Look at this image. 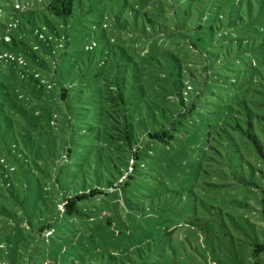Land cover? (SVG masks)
Masks as SVG:
<instances>
[{"label":"trees","instance_id":"obj_1","mask_svg":"<svg viewBox=\"0 0 264 264\" xmlns=\"http://www.w3.org/2000/svg\"><path fill=\"white\" fill-rule=\"evenodd\" d=\"M239 3L172 0L170 8L162 3L157 8L143 9L148 25L144 23L141 30L137 20L132 26V21L122 17L120 11L112 10V16L96 14L93 9L91 13L80 12L81 0H48L40 13L27 11L34 20L33 45L23 41L18 44L6 34L0 37L2 45L13 43L22 49L20 53L0 51V65H6L4 70L0 66V115L4 119L0 125V182L9 190L15 187V181L23 199H27L26 190H32L44 203L54 197L58 200V215L71 220L72 225L80 220L83 229L74 230L79 247L69 255L71 264H164L174 254L173 247L179 249L182 239L166 233L146 239L136 232L133 242L126 245V232L117 231L115 223L123 224L119 208L133 210L126 204L127 190L141 187L137 177L143 175L147 182L164 178L171 165L175 170L186 164L198 166V159L193 161L185 153H178L169 167L161 165L157 172L155 168L153 172H139L135 164L150 156L160 162L161 149L181 140L187 131H191L194 141L207 143L208 167L217 165L222 172V167L231 163L230 169L238 172L231 165L243 159L246 144L264 165V139L255 134L251 122L254 117L264 121V116L251 112L255 108L250 106L254 97L246 100L251 91L245 82L236 86L237 81H229L235 88L234 96L244 93L245 97L235 105L213 109L215 116L208 129L201 119L196 124L202 109L210 114L213 99L207 90L208 79L218 83L220 69L234 72L245 62L251 61L247 67L255 69L250 40L258 32L257 17L251 0L246 1L244 9ZM129 7L135 9L133 5ZM2 26L7 31L21 28L18 22ZM229 30L241 35L229 39L224 48L217 47ZM157 31L163 38L182 43L183 50H153L140 59L137 49L141 48L136 44L139 40L128 38V34L138 32L143 39ZM194 35L197 41L206 43L208 51L204 62L190 65L186 58L197 55L196 49L203 52ZM258 74L261 78L256 87L264 88V74L259 70ZM10 76L16 79L13 88L4 81ZM151 103L156 104L157 112L151 108L143 110L144 105ZM190 125L195 127L191 129ZM155 145H159L156 155ZM57 160L64 161L61 167ZM123 160L130 161L125 171L115 164ZM42 162L45 168L41 167ZM49 164H54L52 170ZM251 172L254 175L253 167ZM259 175L264 180V168L259 169ZM237 180L244 182L245 177L240 175ZM173 193L177 195L176 191ZM261 193L264 201V190ZM2 213L8 216L5 211ZM224 241L226 245V238ZM53 243V254L59 249L66 252L60 241ZM123 244L124 250H114V245L122 248ZM165 246L171 251L166 252ZM252 252V264H264V237ZM50 259H46L47 264H60L58 259Z\"/></svg>","mask_w":264,"mask_h":264},{"label":"rangeland","instance_id":"obj_2","mask_svg":"<svg viewBox=\"0 0 264 264\" xmlns=\"http://www.w3.org/2000/svg\"><path fill=\"white\" fill-rule=\"evenodd\" d=\"M47 1L0 0V37L2 38L6 34L15 38L18 44L23 41L33 45L35 43V37L32 33L34 20L28 12L37 11L40 13ZM239 1L240 8L244 9L247 0ZM251 1L258 26V32H255L256 35L250 40V49L255 52L256 59L252 61L255 69L247 67L251 61L245 62L234 68V72H225L220 69L221 81L218 83L208 79L207 90L213 99L209 107L210 114H207V110L202 109L201 114H197L198 118L196 119V124L200 123L199 119H201L205 128L208 124H212L215 116L212 112L217 107L235 105L239 99L245 97L244 93H238L237 97L234 96L235 88L229 82L230 80L237 81L236 86L245 82L250 87L251 92L246 95V100L249 101L250 97H254L250 106L255 108L251 112L264 116V88L256 87L258 79L261 78L258 70L264 74V0ZM160 2L168 8L172 6V0H81L79 11L91 13L90 10L93 9L96 14L103 13L109 16H112V10L113 12L120 11L122 17H127L129 21H132V26L133 22L137 20V27L143 30L144 23L148 25L142 15L143 9L149 10V8L163 6ZM130 5H133L135 9L131 10ZM165 14L167 16L168 13L165 12ZM35 20L38 23L37 18ZM16 22L21 25L20 29L9 28L7 31L2 26ZM226 33L225 41L219 43L217 47L224 48L229 39L241 35L235 30H229ZM196 37L194 35V40L203 52L196 49L197 55L186 58L190 61V65L195 61L204 62L208 51L206 43L201 40L197 41ZM213 37H216L215 32ZM244 37L249 36L245 34ZM20 38L21 40H19ZM128 38L139 40L136 44L141 48V50L137 49L141 56L140 59H142V55L146 56L153 50L163 48L172 51H176L177 48H180V51L183 50L181 48L182 43L163 38L158 31L156 35L148 34L147 38L143 39L138 32H131L128 34ZM10 49L17 53L22 52V49L18 48L17 45L14 46L13 43H9L7 46L0 43V51L4 52ZM221 58L222 55H220L218 62ZM0 66L3 70L6 67L4 62ZM252 70L256 73L253 74ZM8 78L7 80L4 77V81L7 86L13 88L16 79L14 76ZM0 80H3V76H0ZM163 100H165L163 97L160 98V101L163 102ZM150 108L157 112L155 103H151L150 106H143L144 111H150ZM251 122H253L255 134L260 139H264L262 133L264 121L259 122L254 117ZM3 124L4 119L0 115V125ZM249 125L250 123L247 124V126ZM194 127V125H190L191 129ZM209 133L216 135L212 129H209ZM234 133L232 132V135ZM221 134L225 133L221 131ZM235 137L238 135L236 134ZM207 148L208 145L205 141H194L191 131H187L181 140L173 142L168 148L161 149L163 154L160 155V162L153 159V156L143 157L135 162L139 172H153V168L157 172L161 170V165L163 168L169 167L178 153H185L193 161L197 158L198 166L193 167L192 164L191 166L186 164L183 167H177L175 170V166L171 165L164 178H157L154 175L155 179H147V182H144L143 175L137 177L139 179L137 182L141 187L127 190L129 197L126 204L130 205L133 210L125 211L124 208H119V215L123 219V224L118 223V221L115 223L117 231L126 232L128 239L127 241L123 240L126 245L129 244L128 242H133L136 232L142 233L146 239L162 237V233H166L168 237H180L182 241L178 250L173 247L174 254L171 253L164 264H207L205 260L211 264H252L254 245L262 241L264 237V201L261 193L264 190V180L259 175V169L264 168V165L258 159L254 149L246 144L242 149L245 154L243 159L236 160L231 165L236 167L238 172H234L233 168L230 169L231 163L222 167L223 171L220 172V167L217 165L207 166V159L205 158ZM153 152H155L154 155L159 153V145L153 147ZM122 156L127 158L126 154ZM63 162L57 160L58 166L61 167ZM129 162L123 160V162L118 161L115 164L122 171H125ZM40 165L42 168L46 167L45 162L40 163ZM113 165L111 163L110 170L114 169ZM252 167L255 170L254 175L251 172ZM49 168L52 170L54 164H49ZM172 174H177V176L174 179L168 178ZM12 175L10 173L11 177H13ZM240 175L245 177L244 182H238L237 178ZM13 182L15 187L9 190L0 182V264H11L13 260H16L17 264H47L46 259L48 257L51 258L50 260L58 259L60 264H71L68 259L69 255L75 252L74 248L79 247L78 237L74 230L80 229L82 231L83 229L79 225L80 220L72 225L71 220L63 217L62 214L58 215L56 211L58 200L54 197L44 203L36 197L32 190H26L27 199H23L17 183ZM122 190L126 192L124 187ZM175 191L177 195H173ZM2 211H5L8 216L4 215ZM94 234L97 237V232ZM144 238L142 240H145ZM225 238L226 245L224 244ZM54 240L64 244L66 252L59 249L56 254H53ZM114 242L118 243V240L114 238ZM120 247L116 248L114 245V250H124V244L122 248ZM101 248L114 252L112 248L103 246ZM165 250L166 252L171 251L169 246H165ZM93 264H97V261Z\"/></svg>","mask_w":264,"mask_h":264}]
</instances>
